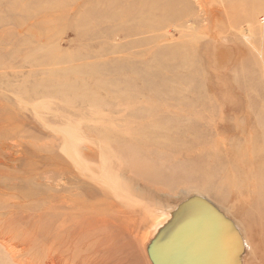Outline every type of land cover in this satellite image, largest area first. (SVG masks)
<instances>
[{"label": "rangeland", "instance_id": "374dc122", "mask_svg": "<svg viewBox=\"0 0 264 264\" xmlns=\"http://www.w3.org/2000/svg\"><path fill=\"white\" fill-rule=\"evenodd\" d=\"M242 163L264 173V0H0V264H57L71 197L155 264L190 194L264 264V211L201 189Z\"/></svg>", "mask_w": 264, "mask_h": 264}, {"label": "bare ground", "instance_id": "6f19581e", "mask_svg": "<svg viewBox=\"0 0 264 264\" xmlns=\"http://www.w3.org/2000/svg\"><path fill=\"white\" fill-rule=\"evenodd\" d=\"M251 158H253V156H251ZM256 168L252 169L251 166L242 163L238 164L237 168L233 169L234 171H231L230 173L225 171L226 173L223 174L224 171H222V169H219L218 171L216 166V170L213 173H208L206 171L202 172L201 178L207 181V185H204L201 189L209 194H219V191L224 192L232 198L234 202L232 207L236 209L241 208L248 218H252L256 214L263 216L262 213L256 211H264V173L259 176ZM126 174L128 173H125V175ZM130 179L133 178L131 177ZM196 188L200 189V187ZM142 192L143 191H141V193ZM159 195L161 196V194ZM163 195L164 194H162V197ZM172 195L175 196L174 194ZM196 195L199 197L193 198L190 194L185 198H181L173 202L175 204L173 209L178 206L180 201L185 204L183 206L184 217L181 218L176 225H173L171 228L165 231L162 238V242L164 244H162L158 249L154 250L155 257L164 253L162 248L165 249L173 245L178 239L179 242L185 236V233L191 224V215H189L190 209L188 207L189 204L195 200H201L209 203L221 216L227 220V222L233 226L239 238L240 250L241 239L238 232L239 230L242 232V230L234 221V219L231 218V216H229L223 209L217 206L215 204L216 202L213 203L214 201L212 202L201 194ZM164 197L166 200L171 196L164 195ZM81 201L82 200L78 198L71 197L68 198L69 205L64 203L66 205L65 209L67 212L69 211L70 213H73L75 217L73 216V219L69 221L70 225L67 227V234L62 237L61 241L57 239V264H131L133 261L132 256L123 254V248L118 246V242L110 235V230L116 227V224L113 222V220H111L108 215L103 216V214L99 213L98 211L89 208V205L86 204L85 201ZM163 202L166 203L164 200ZM155 225H151V227L148 229L151 234L157 230V226ZM114 231L115 230L112 229V233H114ZM235 259L236 256L233 258V260L235 261ZM54 263L55 260H51V264Z\"/></svg>", "mask_w": 264, "mask_h": 264}, {"label": "water", "instance_id": "95a60500", "mask_svg": "<svg viewBox=\"0 0 264 264\" xmlns=\"http://www.w3.org/2000/svg\"><path fill=\"white\" fill-rule=\"evenodd\" d=\"M188 208L191 224L185 236L162 248L164 253L154 256L155 263L236 264L233 258L240 242L233 226L207 202L195 200Z\"/></svg>", "mask_w": 264, "mask_h": 264}]
</instances>
